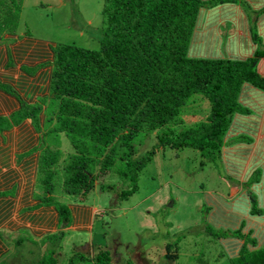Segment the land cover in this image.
<instances>
[{"label":"trees","instance_id":"1","mask_svg":"<svg viewBox=\"0 0 264 264\" xmlns=\"http://www.w3.org/2000/svg\"><path fill=\"white\" fill-rule=\"evenodd\" d=\"M229 1L236 0H104L99 48L54 46L53 60L29 68L32 73L52 67L49 96L29 104L13 84L0 81V90L21 102L19 110L0 116V133L31 119L41 135L39 144L26 153L39 152L38 173L42 170L45 174L40 181L41 195L36 186L40 202L31 209L55 207L59 228L67 229L72 225L70 204L85 201L101 174L129 180V188L118 193L120 199L128 198L139 189V174L156 154L154 147L137 156L140 148L135 143L156 131L163 146L199 150L209 162L225 158L226 137L237 114L249 112L239 101L242 87L248 83L264 87V77L257 69L259 59L264 57L262 40L254 34L258 49L246 59L192 57L189 46L202 21V10ZM10 5L9 12H21L18 0H10ZM3 39L8 38L0 34V41ZM8 53L7 67H12L15 62L11 50ZM197 93H203L211 103L207 118L182 130L160 134V128L180 118L182 108ZM49 99L54 103L52 109L45 106ZM44 110L46 120L42 125ZM63 136L73 148L65 158ZM101 188L112 190L110 185ZM58 193L71 198L62 199ZM254 209L257 211L258 206ZM208 230L230 237L239 246L238 254L231 258L233 264H264V243L255 241L254 236L243 234L241 229L234 232L209 226ZM48 235L44 239L58 238L57 233ZM257 236L264 239V233ZM178 246L175 252L172 243L165 246L169 260L179 259ZM77 255L81 258L76 262ZM74 257L61 263L50 250L37 264H117L107 250L90 257ZM126 264L135 263L127 260Z\"/></svg>","mask_w":264,"mask_h":264},{"label":"rangeland","instance_id":"2","mask_svg":"<svg viewBox=\"0 0 264 264\" xmlns=\"http://www.w3.org/2000/svg\"><path fill=\"white\" fill-rule=\"evenodd\" d=\"M18 1L22 8L18 15L8 11L10 0L0 2V34L15 39L14 43H9L8 39L1 40L0 43L4 44H0V50L6 45L8 50L15 53L19 48H25L27 41L32 42L30 47H33L37 43L36 39L41 40L42 49L48 45L52 48L65 44L99 48L104 29V0ZM238 1L246 6V0ZM53 105L50 99L45 100L48 108L51 106L52 109ZM210 109L209 99L203 93H197L182 108L180 118L160 128V134L196 125L207 118ZM158 135L156 131L135 143L140 148L137 156L154 147L156 154L139 174V189L128 198L120 199L118 193L129 188V180L113 174H101L96 187L85 201H72L97 206L99 214L92 232L70 229L57 232L58 238L54 241L59 250L54 251L59 262L63 263L76 254L90 257L107 250L117 264H126L127 260L135 264H233L219 239L223 235L204 231V216L207 214L205 197L210 191L227 193L229 196L237 187L239 189L241 181L251 179L245 184L253 196V182L261 180L264 169L260 168L250 179L246 176L242 180L231 173L221 159L209 162L199 150L163 146ZM243 135L233 138L232 145L241 141L257 142L256 133L245 131ZM62 139L65 158L73 148L66 136ZM59 166L62 169L64 163ZM38 175L37 187L41 195L43 188L40 187V181L45 178V174L40 170ZM102 185H110L112 190L103 191ZM60 197L66 200L71 198L63 194ZM18 237L22 238V244L18 250L21 260L17 264H37L44 259L41 256L48 250H44L41 245L33 246L37 241L34 237L27 238L24 231ZM169 243L174 246L173 252L179 243V259L169 260L165 257V246ZM80 258L79 255L74 257L76 262ZM81 264L91 263L87 261Z\"/></svg>","mask_w":264,"mask_h":264},{"label":"crops","instance_id":"3","mask_svg":"<svg viewBox=\"0 0 264 264\" xmlns=\"http://www.w3.org/2000/svg\"><path fill=\"white\" fill-rule=\"evenodd\" d=\"M245 5L236 0L206 6L202 10V21L196 27L189 46L190 55L246 59L253 56L258 49L255 33L260 35L264 49V12H261L264 10V0H246ZM36 42L30 47L32 42L27 41L28 47L11 52L15 62L12 67H7L10 61L7 46L0 50V81L13 84L29 104H35L51 92L52 67L44 66L32 73L29 69L54 58L50 45L42 49L41 40L36 39ZM257 69L264 77V57L259 59ZM239 101L249 112L237 114L226 137L225 158L223 157L222 163L227 164V168L234 175L241 179L248 176L250 179L256 170L264 169V87L245 84ZM20 107L21 102L16 97L0 90V116L10 115ZM45 120L46 110L40 116L42 125ZM245 131L256 133L257 142L241 141L228 145L233 138L244 136ZM40 138L41 135L34 128L31 119L0 133V263L20 262L18 250L22 238L18 236L23 231L27 238L34 237L37 240L33 246L41 245L48 252L59 250L55 245L57 240L42 241L45 235L60 230L57 209L53 206L31 209L40 202L36 198L40 154L26 153L39 144ZM261 179L254 181L252 185L253 196L245 184L249 181H241L239 189L237 187L229 196L227 193L215 191L207 193L204 231L209 232V226L215 230L234 232L241 229L243 234L254 236L255 241L263 244L264 239L257 236V233H264V175ZM254 204L262 212L255 211ZM70 207L72 225L67 229L92 232L99 214L98 207L87 203H71ZM220 241L230 258L238 254L239 246L230 237H221Z\"/></svg>","mask_w":264,"mask_h":264}]
</instances>
